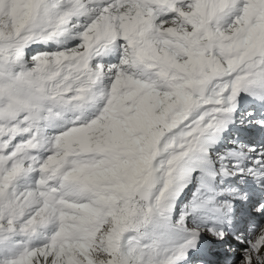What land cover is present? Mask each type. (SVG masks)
Masks as SVG:
<instances>
[{
  "label": "snow or ice",
  "instance_id": "snow-or-ice-1",
  "mask_svg": "<svg viewBox=\"0 0 264 264\" xmlns=\"http://www.w3.org/2000/svg\"><path fill=\"white\" fill-rule=\"evenodd\" d=\"M0 264H264V0H0Z\"/></svg>",
  "mask_w": 264,
  "mask_h": 264
}]
</instances>
